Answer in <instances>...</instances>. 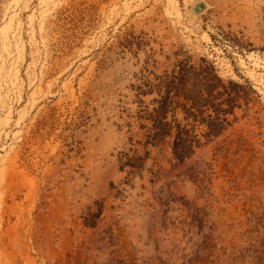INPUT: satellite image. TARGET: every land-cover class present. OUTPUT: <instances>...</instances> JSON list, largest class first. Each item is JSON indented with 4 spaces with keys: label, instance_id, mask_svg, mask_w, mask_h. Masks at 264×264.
<instances>
[{
    "label": "rangeland",
    "instance_id": "obj_1",
    "mask_svg": "<svg viewBox=\"0 0 264 264\" xmlns=\"http://www.w3.org/2000/svg\"><path fill=\"white\" fill-rule=\"evenodd\" d=\"M188 58L255 93L182 161L142 93ZM0 264H264V0H0Z\"/></svg>",
    "mask_w": 264,
    "mask_h": 264
},
{
    "label": "trees",
    "instance_id": "obj_2",
    "mask_svg": "<svg viewBox=\"0 0 264 264\" xmlns=\"http://www.w3.org/2000/svg\"><path fill=\"white\" fill-rule=\"evenodd\" d=\"M204 61L200 64L191 63L190 58L177 61L170 73L142 93L158 94L152 100L153 109L145 117L149 123L145 125L148 141L159 146L172 139L174 153L182 161L221 137L238 119V109H250L249 94L255 93L236 81L226 82L215 65ZM242 91L247 95H241Z\"/></svg>",
    "mask_w": 264,
    "mask_h": 264
},
{
    "label": "water",
    "instance_id": "obj_3",
    "mask_svg": "<svg viewBox=\"0 0 264 264\" xmlns=\"http://www.w3.org/2000/svg\"><path fill=\"white\" fill-rule=\"evenodd\" d=\"M203 6H204V5L202 4V5H200L199 7H197V8H196V11H197V12L200 11V10L203 8Z\"/></svg>",
    "mask_w": 264,
    "mask_h": 264
}]
</instances>
